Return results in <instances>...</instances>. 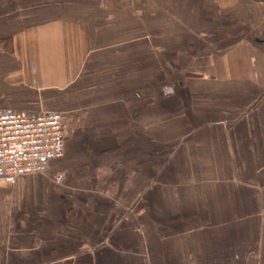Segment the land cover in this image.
<instances>
[{
    "label": "crops",
    "instance_id": "crops-1",
    "mask_svg": "<svg viewBox=\"0 0 264 264\" xmlns=\"http://www.w3.org/2000/svg\"><path fill=\"white\" fill-rule=\"evenodd\" d=\"M0 109L65 133L0 264H264V0H0Z\"/></svg>",
    "mask_w": 264,
    "mask_h": 264
},
{
    "label": "built area",
    "instance_id": "built-area-1",
    "mask_svg": "<svg viewBox=\"0 0 264 264\" xmlns=\"http://www.w3.org/2000/svg\"><path fill=\"white\" fill-rule=\"evenodd\" d=\"M64 140L57 112L0 109V184H12L20 175L43 173L49 161L63 155Z\"/></svg>",
    "mask_w": 264,
    "mask_h": 264
}]
</instances>
